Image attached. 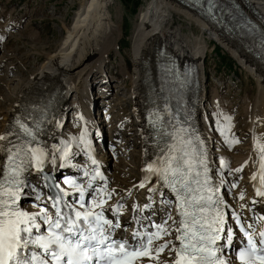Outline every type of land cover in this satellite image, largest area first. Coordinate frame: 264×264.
<instances>
[{"label":"bare ground","instance_id":"bare-ground-1","mask_svg":"<svg viewBox=\"0 0 264 264\" xmlns=\"http://www.w3.org/2000/svg\"><path fill=\"white\" fill-rule=\"evenodd\" d=\"M109 1L80 0L72 21L73 24L66 28L58 48L47 55L32 76L18 86L16 97L9 104L0 122V135L8 137L6 140H0V146L5 149L0 151V166L8 153L7 149L11 147L9 141L13 142L14 139L13 123L16 121V117L33 107L43 106L48 109L42 130V142L45 144L46 152L45 163L48 167H54L56 162L60 163L67 159L55 160V158L62 157L66 148L69 152L67 157L74 159L80 156L83 148L94 144L91 143L93 141L91 137L93 132L96 133L100 130L102 122L96 117L97 109L90 108L86 90L88 89L87 78L93 71H104V58L109 53L110 47L117 43L120 30V26L110 19ZM91 2L93 3L92 12L87 17V5ZM247 4L264 16V0H247ZM177 16L197 24L203 32H207L210 38L231 55L249 75H252L255 81V94L252 98L245 96L242 101L245 124L248 126L247 131L250 133V137L246 147L237 146L234 148L235 151H238L236 154H229L224 148L233 144L230 143L233 140L222 142L219 145L217 144L218 137H216L214 146H211L212 125L210 120L213 119L216 123V119L221 114L220 104L223 102L214 95L211 113H207L208 109L206 108L200 109L201 99L204 98L202 96L204 93V71L200 60L204 55L207 42L193 33H185L180 24L173 22V18ZM4 31H6L5 28ZM161 44L165 50L170 51L178 59L195 64L197 68L198 91L195 95L197 104L194 107V114L199 110L201 117L200 121L197 120L194 124V129L200 140L203 141L206 155L210 160L212 157H216V163L210 164V171L219 174L221 169L226 168L222 164L218 165L220 158L224 160L226 166L230 165L229 170H233L234 178H237L235 169L241 168L239 185L235 186L230 194L227 193L229 190L225 192L227 202L239 208L253 206L255 209H260L261 196L255 193V189L264 191V185L260 182V176L264 175V171L261 170V164L264 163V66L255 61L235 40L229 39L207 23L200 21L198 16L180 6L175 0H147L145 8L137 16L131 33L132 71L123 70L122 72L124 77L127 76L130 81L132 113L137 120L135 134L139 135V139L135 140V136L126 139L128 143L126 146H130L131 143L135 145L136 142L139 145V152L142 156L138 158L141 171L140 173L138 170V176H144L145 166L148 164L152 152V137L147 129L151 101L146 79L153 73V62L157 59L156 50ZM71 93L74 94L76 100L72 105L75 109L74 119L78 125L75 123L71 132L67 133L59 126L70 105L67 98ZM46 102H48V106H46ZM219 118L221 119V116ZM202 123L207 127L203 128ZM218 127L223 128L222 125L218 126L216 123L214 128ZM232 127H234V122ZM229 129L231 130V127ZM82 134L86 143L81 140ZM234 137L235 140H238L237 136ZM94 148L99 164L105 166V163L108 162L105 149L98 146ZM119 162L121 163V160H118L117 166H119ZM254 174H256V178L252 179ZM112 178L115 185L118 181L123 183L116 177L112 176ZM220 182L222 181L220 180ZM140 183L134 184V187L130 189L132 194L129 196L135 195L140 205L148 202L156 204L154 210L156 216L167 212L169 205H163L164 203L161 202L162 199L166 200V193L162 188H157L158 190L154 192L155 195H152L145 190L157 183L153 179H149L144 188L136 187ZM115 188L120 193L119 198L123 199L125 192L123 193L117 186ZM161 192H163V197ZM149 195L152 197L151 200L148 199ZM145 196L147 199H144ZM116 198L113 194L111 200L114 201ZM251 199L252 204L249 202ZM126 214L127 211L125 216ZM165 260L166 258L161 255L160 261H157L163 263Z\"/></svg>","mask_w":264,"mask_h":264},{"label":"snow or ice","instance_id":"snow-or-ice-1","mask_svg":"<svg viewBox=\"0 0 264 264\" xmlns=\"http://www.w3.org/2000/svg\"><path fill=\"white\" fill-rule=\"evenodd\" d=\"M201 2L207 5L209 14H212L220 4V0H196L198 4ZM20 128L25 137L30 139L17 144L9 141L12 147L7 149L10 153L7 159L13 163L0 166L3 169L0 172V264H135L137 259L153 258V252L154 258L160 261V254L166 249L169 253H175L172 264H225L221 250L216 246L217 240L220 239L218 233L222 229L215 226L216 219H209L212 211L217 210L223 200L214 195L219 192L218 188L214 190L208 188V167L206 154L202 148L203 141H199V146L194 145L192 140L182 135L183 129L175 134L168 133L172 142L166 144L157 159L147 165L144 171L148 175L136 186L144 188L148 180L155 176L161 188L167 187L175 196L174 207L179 219L173 220L172 215H169L168 220L178 225L174 231L175 241L179 244L165 240L154 245V241L171 234L164 225H156L157 232L150 234L133 231L132 240L136 243L113 237L114 231L122 227L119 212L123 205L118 201L112 207V213L116 216L115 221L104 215V206L115 192V189L108 191L107 185L97 190L99 198L89 207L83 202L84 190L79 189L80 200L76 202L79 203V209L57 195L52 202L55 211L51 215L47 209H41L36 213L21 210L18 189L24 183L20 179L26 170L24 165L28 164L30 158L37 170L42 169L45 149L30 147L36 139L32 130L23 124ZM6 139L7 136L0 135V140ZM196 139L199 140L198 137ZM81 140L86 143L83 134ZM238 142L233 140L230 143ZM4 150V147L0 146V151ZM68 155L66 148L61 158ZM17 156L22 157L19 163H15ZM96 163L93 159L92 164ZM221 164L226 167L224 161H221ZM261 170L264 171V163L261 164ZM235 171L239 172L241 168ZM84 175L88 176L89 173L86 171ZM96 175L100 176V173L97 172ZM255 178L256 174L252 179ZM260 182L264 185V175L260 176ZM88 187H92L91 181ZM157 190L155 185L148 187L149 193ZM128 194L130 195L131 191ZM256 194L264 197V191L259 189ZM161 196L163 197V192ZM148 199H152L151 195ZM161 202L169 206L173 203L163 199ZM151 206L150 203H146L140 208L133 204L132 209L134 212H143ZM134 218L139 221V218ZM38 219L43 220V224L47 226L46 231H41L42 226L37 222ZM259 219L264 220V217ZM245 236L248 243L246 249L239 253L240 259H246V264H255V260H258L259 264H264V230L259 231L258 241L247 232Z\"/></svg>","mask_w":264,"mask_h":264},{"label":"rangeland","instance_id":"rangeland-1","mask_svg":"<svg viewBox=\"0 0 264 264\" xmlns=\"http://www.w3.org/2000/svg\"><path fill=\"white\" fill-rule=\"evenodd\" d=\"M132 1L135 3L129 0L109 1L110 19L120 26L119 36L117 43L110 47L109 53L104 58L103 70L105 72L93 71L87 78L88 89H86L90 108L97 109L96 117L102 122L99 141H104L107 145L111 140L110 133H112L120 140L113 143L114 147L121 142L122 144L117 149L120 146H125V149L128 147L123 155L116 151V156L110 157L106 162L110 174L126 186L135 181L140 168L138 165L139 145L136 142L135 145L131 143L130 146H126L128 144L126 139L135 136L134 139L137 140L139 135L135 134L136 119L132 115L130 81L127 76L124 77L122 72L123 70L132 71L131 33L139 12L145 8L147 3V0ZM79 2L80 0H0V37H2L0 39V122L9 104L16 97L18 86L32 76L47 55L58 48L66 28L73 24ZM92 8L93 3H88L87 17L90 16ZM173 22L180 24L185 33H193L207 42L204 55L200 60L204 71V98L201 106L202 109H213L214 95L223 102H219L221 103V119L217 116L216 123H219L218 126H225L226 122L228 131L231 127L230 135L238 137L236 140L239 141L238 144L228 146L227 150L229 154H236L238 151L234 148L246 147L250 137L247 131L248 126L245 124L242 101L245 96L252 98L255 94V81L252 75H249L197 24L188 22L180 16L174 17ZM105 73L107 78L103 77ZM75 101V96L71 93L67 98L70 105L65 118L60 123V129L67 133L71 132L76 123L73 115L75 109L72 105ZM102 101L108 104L107 111L112 120H102L105 116ZM210 109L209 113L212 110ZM233 122L234 127H232ZM117 156L118 158L113 160ZM119 156L122 157L119 158ZM59 158L62 159L58 157L55 160ZM66 158L71 159L72 157ZM118 160H121L119 166H117Z\"/></svg>","mask_w":264,"mask_h":264},{"label":"trees","instance_id":"trees-1","mask_svg":"<svg viewBox=\"0 0 264 264\" xmlns=\"http://www.w3.org/2000/svg\"><path fill=\"white\" fill-rule=\"evenodd\" d=\"M129 1H131L132 3H135V2H133L132 0H129Z\"/></svg>","mask_w":264,"mask_h":264}]
</instances>
